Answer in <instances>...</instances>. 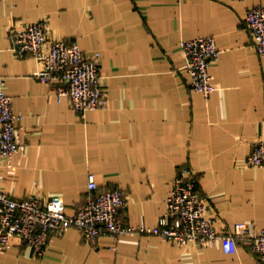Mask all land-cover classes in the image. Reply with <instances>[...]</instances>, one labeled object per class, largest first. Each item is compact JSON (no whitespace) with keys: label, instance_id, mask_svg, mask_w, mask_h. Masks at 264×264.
<instances>
[{"label":"crops","instance_id":"obj_1","mask_svg":"<svg viewBox=\"0 0 264 264\" xmlns=\"http://www.w3.org/2000/svg\"><path fill=\"white\" fill-rule=\"evenodd\" d=\"M264 0H1L0 79L21 116L25 149L0 159V190L20 199L60 196L74 214L88 196L118 188L134 227L155 228L178 169L189 166L219 231L238 222L264 228V168L246 158L264 138V57L251 46L246 12ZM45 19L48 39L76 40L100 55L104 106L80 119L69 98L32 77L39 66L16 57L9 28ZM212 36L221 50L205 99L189 87L181 40ZM0 264H257L245 242L224 254L218 242L180 248L158 236H103L75 230L52 237L45 258L18 244Z\"/></svg>","mask_w":264,"mask_h":264},{"label":"built area","instance_id":"obj_2","mask_svg":"<svg viewBox=\"0 0 264 264\" xmlns=\"http://www.w3.org/2000/svg\"><path fill=\"white\" fill-rule=\"evenodd\" d=\"M1 1V0H0ZM251 46L264 57V7H251L245 15ZM16 57H32L39 68L32 73L38 81L53 85L58 99L69 98L72 110L84 119L88 111L104 106L105 91L100 81L98 53L85 54L76 40L48 39L45 19L9 28ZM189 75V87L205 99L217 89L210 68L221 50L212 36L180 41ZM0 87L3 81L0 79ZM21 116L13 110L12 97L0 90V159L9 163L25 149L19 135ZM250 168H264V138H259L246 158ZM88 196L74 214L65 211L60 196L43 199L34 195L14 198L0 190V252L18 244L30 250L33 258H45L52 237L77 230L88 242L103 236L118 240L122 236H158L180 248H207L218 242L224 254H234L245 242L257 264H264V228L251 222H238L229 231H219L215 214L198 190V176L189 166H181L166 197V214L155 228L134 227L120 216L127 203L118 188L98 191L94 175L87 180Z\"/></svg>","mask_w":264,"mask_h":264}]
</instances>
